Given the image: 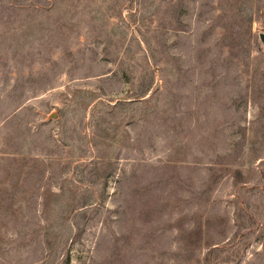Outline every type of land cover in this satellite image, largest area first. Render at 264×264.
<instances>
[{
  "label": "rangeland",
  "instance_id": "374dc122",
  "mask_svg": "<svg viewBox=\"0 0 264 264\" xmlns=\"http://www.w3.org/2000/svg\"><path fill=\"white\" fill-rule=\"evenodd\" d=\"M264 0H0V264H264Z\"/></svg>",
  "mask_w": 264,
  "mask_h": 264
},
{
  "label": "water",
  "instance_id": "95a60500",
  "mask_svg": "<svg viewBox=\"0 0 264 264\" xmlns=\"http://www.w3.org/2000/svg\"><path fill=\"white\" fill-rule=\"evenodd\" d=\"M259 38L264 43V32L259 34Z\"/></svg>",
  "mask_w": 264,
  "mask_h": 264
}]
</instances>
